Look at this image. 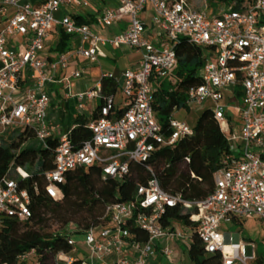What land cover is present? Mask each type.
I'll return each instance as SVG.
<instances>
[{"label":"built area","instance_id":"built-area-1","mask_svg":"<svg viewBox=\"0 0 264 264\" xmlns=\"http://www.w3.org/2000/svg\"><path fill=\"white\" fill-rule=\"evenodd\" d=\"M95 2H112L98 19L104 28H113L126 21V29L111 38L94 32L88 24H78L66 11L67 7L86 9ZM150 29L140 18L147 11ZM63 11L61 19L55 14ZM264 0H252L240 11L227 9L210 16L195 10L189 0H0V134L9 128L33 131L41 146L52 136L54 128L47 120L50 97L46 86L53 82L59 66H68V59L80 56L89 64H98L111 51L127 47L140 54L137 69L119 75L104 73L102 79L113 81L124 99L121 113L114 116L113 97L100 96V83L92 90L80 93L78 108L86 99L102 98L100 118L88 129L91 138L77 147L68 134L63 135L54 152L53 169L46 173L45 193L55 198V185L77 168L97 166L103 178L121 181L129 173L131 162H147L159 148L174 145L180 138L193 133L186 123L169 121L165 135L153 112L155 89L153 82L170 80L176 66L175 47L180 39L207 49L201 71L202 83L187 92L186 105L212 103L215 120L226 136L228 152L220 168L213 174L214 190L201 200L186 201L180 195L163 191L150 171V178L139 186L132 200L106 207L109 222L91 228L83 235L87 259L82 264H95L109 255L133 250V258H118L112 264H149L157 253L171 257L169 248L158 249L163 239L184 241L190 231L163 226L167 209L181 206L189 211V220L208 255L219 253L220 264H253L257 246L241 240L236 234L223 232V226L233 220L254 219L264 227ZM53 28L61 29L75 41L68 55L56 61L43 57L47 38ZM29 80L24 84L21 80ZM81 72L65 77L64 82L78 79ZM240 86L242 103L236 108L240 115L238 129L230 126L225 106L220 102L226 91L234 94ZM232 96V95H231ZM188 161V159H186ZM21 180L29 174L11 165ZM35 188V193L37 189ZM32 197L26 188L6 177L0 179V231L5 221L19 222L31 218ZM144 232L147 240L138 241L130 229ZM74 248L76 243L67 238ZM48 252V250H47ZM63 264H72L71 255L59 253ZM19 263L41 264L31 249L17 257Z\"/></svg>","mask_w":264,"mask_h":264},{"label":"trees","instance_id":"trees-1","mask_svg":"<svg viewBox=\"0 0 264 264\" xmlns=\"http://www.w3.org/2000/svg\"><path fill=\"white\" fill-rule=\"evenodd\" d=\"M232 11H240L244 5L251 6L252 0H219ZM211 4V3H210ZM78 24H89L80 18ZM264 24V17L260 19ZM69 35L61 32L55 51L68 48ZM207 49L180 39L175 47L176 66L170 80L153 82L155 100L153 112L162 128L169 133V121L175 111L189 110L186 105L187 92L190 88L202 83L201 71L205 63ZM117 85L110 80H101L102 98L113 95ZM235 94H241L238 85ZM104 100L93 110L89 117L78 116L74 119V128L68 136L72 144L79 147L91 138L88 126L100 118V108ZM121 112L118 111L117 114ZM191 136L180 138L172 146H164L155 151L145 162H131L129 173L123 180L116 181L103 178L97 166L77 168L68 172L64 180L56 184L57 195L50 198L45 193V175L53 169L54 152L58 139L49 138L43 146L32 148L29 143L35 139L33 131L20 129L14 132L8 142L0 134V179L6 177L16 181L20 187L26 188L31 197V218L24 222L14 219L5 221L0 231V264H23L17 257L34 249L41 264H63L58 254L72 253L67 244V234L46 233L44 227L49 221L60 225V229L74 225L84 234L91 228L105 226L109 218L105 209L113 203H125L132 200L139 186L155 175L160 188L172 195H180L183 200H201L214 190L213 174L220 168L222 157L228 152L225 134L214 118L211 108L204 109L192 128ZM25 144V145H24ZM188 159V161H186ZM23 168L29 178L21 180L11 165ZM37 193H35V188ZM190 212H184L181 206L167 209L161 219L163 226L179 223L190 231L187 258L190 264H220L221 255H208L196 234V226L189 220ZM243 220H233V224L241 226ZM138 241H146L144 232L136 228L130 229ZM48 250V252H47ZM258 264L262 255L257 254ZM73 258L72 264H82L83 259Z\"/></svg>","mask_w":264,"mask_h":264},{"label":"crops","instance_id":"crops-1","mask_svg":"<svg viewBox=\"0 0 264 264\" xmlns=\"http://www.w3.org/2000/svg\"><path fill=\"white\" fill-rule=\"evenodd\" d=\"M190 2V0H189ZM192 6V5H191ZM114 7V4L112 2H95L92 3L88 8L86 9H79V8H73V11H68L66 9L65 12H67L69 15L73 17V19L80 18L84 21L89 22V26L91 29L96 32L97 34L106 37L111 38L113 35L124 31L126 29V21L120 22L117 24V26H114L113 28H104L101 27L98 24V19L100 18L103 10L105 8H112ZM193 7V6H192ZM194 8V7H193ZM195 10H198L194 8ZM198 11H204V10H198ZM217 13V12H213ZM212 13V14H213ZM56 14L59 18H56ZM55 14L56 19H61L63 16V11H59ZM218 14V13H217ZM152 13L147 8V11L142 13L140 15V18L147 24V27L150 29V33L148 35V38L150 40L154 39V29L152 28V21H151ZM58 29L59 28H53L47 38L45 50L43 52V57H45L48 61H56L60 56L62 55H68L70 53L74 46L75 41L73 38H69L68 42V48L65 51L59 52L55 51L54 47L57 45L60 36L58 35ZM61 32H63L60 29ZM104 53L106 54L105 58H101L100 60H105L103 62L100 61L98 64H89L88 61H86L84 58L80 56H73L68 59V66L64 69L57 67L55 74H54V80L53 82L49 83L46 86L47 93L50 97V105L47 111V120L48 123L51 124L54 128V131L52 132L51 138H56L58 141L63 135L69 134V132L74 128V119L78 116H85L83 113L88 110V116L89 117L93 110L99 105L100 101H102V93H101V75L104 73H111L114 75H119L121 72L125 70H134L137 69L140 61V54L127 48V47H121L118 49H115L114 51H111L108 48H103ZM120 52L122 54V57L124 58L122 68L118 69L116 66V53ZM81 72V77L78 79H70L68 82H64L65 77H71V75L74 72ZM24 84H30L31 82L28 80H25V78L22 77L21 80ZM97 83H100V98L95 99H86L83 104V108H78V104L81 103V101L77 98V95L80 93H84L86 91L92 90L96 87ZM118 91L121 94V91L119 87H117L116 92L111 95L113 97V105L115 101V97L118 94ZM120 101L117 105H114V116H117L118 111H122L123 109V103L124 99L122 94L120 95ZM223 98L227 104L231 101L232 97L231 94L228 92L223 93ZM226 109V108H225ZM232 109V107L228 106V110ZM226 117L229 120L230 126L233 129H238L239 124H236L232 121L228 113L225 111ZM174 116V114H173ZM31 144L32 148H39L41 145L37 140L31 141L29 143V146ZM25 145V144H24ZM37 145V146H35ZM262 161H264V156L261 157ZM248 221H251L258 226H260L259 222L254 219H247ZM246 220L242 221V224ZM172 226L174 228L183 230L185 233H188L189 230L186 228H183L182 225L179 223H173ZM225 226H223L224 228ZM261 227V226H260ZM264 228V227H261ZM239 238V234L235 233ZM244 240V239H241ZM246 241V240H245ZM255 243V242H254ZM256 244V243H255ZM189 246V241H170L168 239H163L158 242V249L162 248H169L172 251L171 257L165 259L160 254L157 253L155 259L153 262L149 264H185L186 258H187V249ZM257 246V245H256ZM258 246L256 250V260L253 262V264H258L257 261V254ZM135 252L133 250H127L121 253L120 255H109L104 257L102 261H97L95 264H112L114 261H116L118 258L126 257V258H133ZM188 260V258H187ZM261 264H264V255H262Z\"/></svg>","mask_w":264,"mask_h":264},{"label":"rangeland","instance_id":"rangeland-1","mask_svg":"<svg viewBox=\"0 0 264 264\" xmlns=\"http://www.w3.org/2000/svg\"><path fill=\"white\" fill-rule=\"evenodd\" d=\"M211 3V4H210ZM190 4L198 9V10H204V12L207 13V15H211L213 12L220 13L221 11H225L229 9V5L224 4L223 2L219 0H190ZM68 11H73L74 9L72 7H67ZM56 18H59L56 14ZM61 31L58 29V35L60 36ZM116 66L118 69L122 68V62L124 58L122 57V54L117 51L116 53ZM105 61V60H99V63ZM120 92L118 91L117 96L115 97L114 105H117L120 101ZM232 99L227 104L225 102L224 98L222 97L221 104L225 106V111L228 113L232 121L236 124L240 123V115L239 111L236 109L239 106H241L242 103V95L240 94L237 96L234 92V94H231ZM212 103L206 102L202 106H190L189 110L180 109L178 111L174 112L173 118L177 121L186 123L190 128H193L195 126L196 120L198 119L199 115L204 109L211 108ZM228 106L232 107V109L228 110ZM85 116H88V110L83 113ZM18 129L15 128H9L8 130L3 131L1 136L5 141L8 142V138L11 137V135L16 132ZM37 146V145H35ZM44 231L46 233H56L60 232L61 234H67L70 236V238L76 243L75 250L70 254L74 258H81V259H87V248L84 244L85 237L83 234H79V229H77L74 225H68L67 227H64L63 229H60V225L57 224L54 221H49L47 225L44 227ZM230 232V233H238L240 236V239H244L246 241H252L255 242L258 246L259 254L264 255V228H261L257 224L246 220L241 226L230 224L223 228V232ZM189 241V240H188ZM185 264H190L189 260L186 258Z\"/></svg>","mask_w":264,"mask_h":264}]
</instances>
